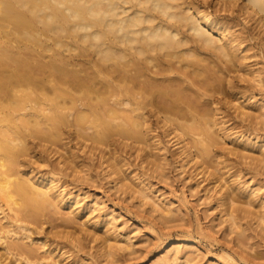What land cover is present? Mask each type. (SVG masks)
Listing matches in <instances>:
<instances>
[{
	"label": "bare ground",
	"instance_id": "1",
	"mask_svg": "<svg viewBox=\"0 0 264 264\" xmlns=\"http://www.w3.org/2000/svg\"><path fill=\"white\" fill-rule=\"evenodd\" d=\"M101 9L115 10L119 18L93 17ZM235 11L250 22L251 36L264 38V0H0V200L12 219L22 222L27 238L33 240L31 232L41 227L49 208L58 213L57 206L64 205L81 218L78 201L64 197L54 176L17 168L29 148L28 135L62 157L64 124L72 128L79 149L108 163L116 184L134 187L142 200L167 212L139 176L129 179L118 154V149L131 150L142 164L154 170L161 166V154L154 150L164 146L152 134L155 122L176 149L180 167L190 165L212 177L230 228L238 227L229 207L241 185L229 188L225 173L212 167L216 128L227 122L216 94L232 95L237 115L252 118L263 113L264 102L250 100L254 84H239L262 78L246 61L249 48L242 32L232 30L226 19H234ZM226 12L229 17L220 14ZM136 19L153 23L131 29ZM219 134L243 151L258 143L225 130ZM103 147L117 155L112 162ZM260 147L256 159L264 162ZM59 163L65 166V158ZM258 218L262 221L264 214ZM64 221L70 224L67 217ZM9 231L0 223L1 264H51L46 258L62 264L60 249L40 256L23 241H8ZM38 241L47 246L46 240ZM114 247L102 244L103 254L111 255ZM179 252L171 247L162 264H183L187 257Z\"/></svg>",
	"mask_w": 264,
	"mask_h": 264
},
{
	"label": "rangeland",
	"instance_id": "2",
	"mask_svg": "<svg viewBox=\"0 0 264 264\" xmlns=\"http://www.w3.org/2000/svg\"><path fill=\"white\" fill-rule=\"evenodd\" d=\"M208 9L214 10L213 6ZM220 14L229 17L230 13ZM233 16L234 19H226L234 24L232 30L242 32L244 45L249 48L246 61L255 69L254 74L262 78L258 83L249 80L239 84H254L255 95L250 100L264 102L263 35L251 36L250 22H244L237 11ZM216 96L221 99L218 103L221 119L227 122L216 128L218 136L212 153L222 162L214 157L212 167L225 173L229 188L241 185V191L231 194L229 207L238 227L230 228L226 206L218 201V186L212 187V177L190 165L180 167L176 149L166 141L155 122L152 134L164 146L161 151L154 150L161 154V166L154 170L151 164H142L131 150L118 149V154L129 179L139 176L167 212H160L142 200L134 187L116 184L115 175L109 174L108 163L102 164L103 159L89 153L87 148L79 149L72 128L64 124L60 128L63 138L59 147L65 166L59 163L62 160L59 154L53 155L39 138L28 135L29 148L20 156L17 168L21 172L32 170L37 175L54 176L64 197L78 201L76 212L81 218L64 205L57 206L58 213L49 208L44 211L41 227L33 228L31 241L20 226L22 222L14 221L6 202L0 200L4 210L0 212V223L10 230L5 233L10 235L8 241H23L40 256H48L51 249H60L62 264H162L161 257L173 246L187 257L180 260L183 264H264V219L258 218L264 214V162L256 159L260 146H264V111L256 118L237 115L232 95ZM223 130L258 143L243 151L244 147L219 134ZM66 147L74 154L66 153ZM103 150L109 162L117 156L109 154L105 147ZM72 160H77L78 166ZM251 195L253 199L249 200ZM66 217L69 225L64 221ZM38 240H46L47 246ZM104 243L115 246L111 255L103 254ZM45 260L55 264L49 258ZM15 263L20 264V260Z\"/></svg>",
	"mask_w": 264,
	"mask_h": 264
},
{
	"label": "clouds",
	"instance_id": "3",
	"mask_svg": "<svg viewBox=\"0 0 264 264\" xmlns=\"http://www.w3.org/2000/svg\"><path fill=\"white\" fill-rule=\"evenodd\" d=\"M93 17H97V18H102V19H118L119 18V14L118 12H116L115 10L112 11H105L103 9L95 11L92 13ZM126 15V14H125ZM162 16L166 17V13H161ZM152 21L150 20H141V19H136L133 21V23L131 25H129V27L131 29H137L140 28L143 25H148L149 27L152 26ZM117 27H121L120 25H117ZM121 31H127V29L121 27ZM146 35V33H145Z\"/></svg>",
	"mask_w": 264,
	"mask_h": 264
}]
</instances>
